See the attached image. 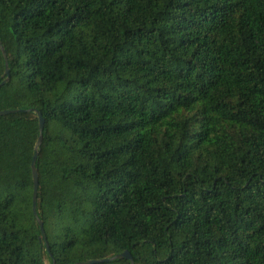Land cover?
<instances>
[{
    "label": "trees",
    "instance_id": "trees-1",
    "mask_svg": "<svg viewBox=\"0 0 264 264\" xmlns=\"http://www.w3.org/2000/svg\"><path fill=\"white\" fill-rule=\"evenodd\" d=\"M0 41V264H264V0H0Z\"/></svg>",
    "mask_w": 264,
    "mask_h": 264
},
{
    "label": "water",
    "instance_id": "water-1",
    "mask_svg": "<svg viewBox=\"0 0 264 264\" xmlns=\"http://www.w3.org/2000/svg\"><path fill=\"white\" fill-rule=\"evenodd\" d=\"M0 50H1L2 54H3L4 60H5V67H6L5 74L3 76L5 78V80L0 84V88H1L2 86L6 85L10 81V69H9L8 56H7L6 51L3 48V45L1 43V41H0ZM17 112H19V111H3V112H0V117L6 116V115H9V114H13V113H17ZM37 116H38V119H39V139H38V141L36 143V146H35V154H34V157H33V160H32V166H31L32 167V173H33V183H34L33 213H34V216L37 219L38 224L40 226L42 235H43L44 240L46 242L47 249L49 250V245H48L47 240H46L44 226H43L42 221L39 218L38 211H37L38 190H39V172H38V169H37V160H38V157H39L40 148L42 146L43 132H44V129H45V120H44L42 114L40 112H37ZM112 260H128L130 262V264H135L134 258H133L132 254L129 251H126V252H124V253H122V254H120V255L112 258V259L91 260V261H88V262L77 263V264H101V263L110 262ZM53 264H55L54 261H53Z\"/></svg>",
    "mask_w": 264,
    "mask_h": 264
}]
</instances>
